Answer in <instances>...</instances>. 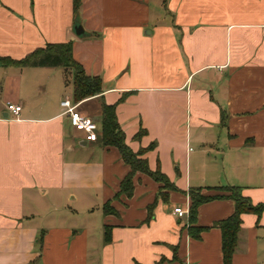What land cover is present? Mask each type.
<instances>
[{
  "label": "crops",
  "instance_id": "crops-1",
  "mask_svg": "<svg viewBox=\"0 0 264 264\" xmlns=\"http://www.w3.org/2000/svg\"><path fill=\"white\" fill-rule=\"evenodd\" d=\"M76 13L88 36L72 32ZM76 13L73 0H0V57L70 40L102 86L76 108L98 125L101 102L115 103L126 144L146 148L149 168L176 190L136 171L131 195L115 197L129 166L62 112L71 69L0 63V264H155L174 248L171 264H223L213 224L233 201L200 203L195 224L207 228L193 238L187 190L236 185L264 202L262 1L80 0ZM106 202L116 213L103 212ZM232 264H264V208L241 214Z\"/></svg>",
  "mask_w": 264,
  "mask_h": 264
},
{
  "label": "trees",
  "instance_id": "trees-1",
  "mask_svg": "<svg viewBox=\"0 0 264 264\" xmlns=\"http://www.w3.org/2000/svg\"><path fill=\"white\" fill-rule=\"evenodd\" d=\"M80 0H73L75 13L78 11ZM1 64L17 65V66H63L71 69L72 83V101L76 102L83 98L98 95L102 91L101 79L96 75H88L85 73L82 65L77 62L71 51V41L47 43L44 47H39L19 59L9 57H0ZM122 98H119V100ZM98 130L100 133V141L102 145H110L116 147L121 159L129 166V171L119 181V190L115 194L117 197L123 194L129 197L133 190V175L136 171H140L149 175L155 181L161 182V189L176 190L173 183L159 169L151 170L147 164V160L142 156L146 148L133 151L125 142L124 132L121 129L115 112V103L101 102ZM139 130L136 136L141 134ZM212 189L218 191L216 194H203L201 187H189L187 195L189 196L188 207V234L193 238H199L201 231L205 230L206 226L195 224L197 206L200 203L217 199L228 198L233 201V211L226 218L218 220L213 225L219 228L221 236V256L223 264H232V256L235 251L237 242V233L241 224V214L245 212L255 213L260 215L264 208L263 203L253 204L251 200L241 193V188L236 185L215 186ZM159 196L166 199L165 194L160 191ZM154 203L147 207L149 219L152 215ZM104 213H116V210L109 206L108 202L103 205ZM110 227L104 226L103 241H110ZM177 260L176 248L173 250V255L170 260L160 258L155 264H171ZM167 261V263H164ZM177 264H181L178 261Z\"/></svg>",
  "mask_w": 264,
  "mask_h": 264
},
{
  "label": "built area",
  "instance_id": "built-area-1",
  "mask_svg": "<svg viewBox=\"0 0 264 264\" xmlns=\"http://www.w3.org/2000/svg\"><path fill=\"white\" fill-rule=\"evenodd\" d=\"M264 5V0H261ZM59 105L62 108V112L68 117V121L72 128L79 132L85 141H93L97 138L98 125L89 116L81 113L77 108L75 102L69 98H62L59 101ZM5 107L8 111L17 115L21 109L20 104H14L11 102H6ZM172 212L177 216L181 217L186 214V209L181 208V206H175Z\"/></svg>",
  "mask_w": 264,
  "mask_h": 264
},
{
  "label": "water",
  "instance_id": "water-1",
  "mask_svg": "<svg viewBox=\"0 0 264 264\" xmlns=\"http://www.w3.org/2000/svg\"><path fill=\"white\" fill-rule=\"evenodd\" d=\"M71 30L77 37H85L89 35L88 32L84 30L77 13L75 15Z\"/></svg>",
  "mask_w": 264,
  "mask_h": 264
}]
</instances>
